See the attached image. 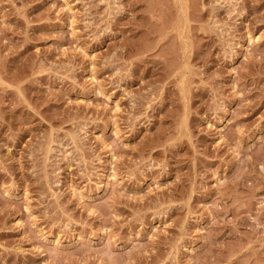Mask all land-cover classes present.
Wrapping results in <instances>:
<instances>
[{"label": "rangeland", "instance_id": "374dc122", "mask_svg": "<svg viewBox=\"0 0 264 264\" xmlns=\"http://www.w3.org/2000/svg\"><path fill=\"white\" fill-rule=\"evenodd\" d=\"M0 264H264V0H0Z\"/></svg>", "mask_w": 264, "mask_h": 264}]
</instances>
